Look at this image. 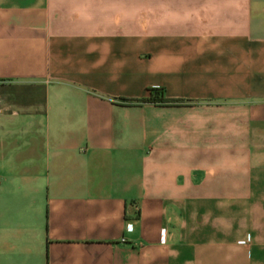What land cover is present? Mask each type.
<instances>
[{
    "label": "crops",
    "instance_id": "obj_1",
    "mask_svg": "<svg viewBox=\"0 0 264 264\" xmlns=\"http://www.w3.org/2000/svg\"><path fill=\"white\" fill-rule=\"evenodd\" d=\"M0 264H264V0H0Z\"/></svg>",
    "mask_w": 264,
    "mask_h": 264
},
{
    "label": "trees",
    "instance_id": "obj_2",
    "mask_svg": "<svg viewBox=\"0 0 264 264\" xmlns=\"http://www.w3.org/2000/svg\"><path fill=\"white\" fill-rule=\"evenodd\" d=\"M124 103H142V102H155L160 104L167 103H178L177 100H168L162 96V91L160 89H150L148 90V97L139 100H119Z\"/></svg>",
    "mask_w": 264,
    "mask_h": 264
}]
</instances>
